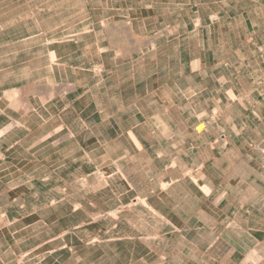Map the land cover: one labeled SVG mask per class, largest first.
I'll return each mask as SVG.
<instances>
[{
  "label": "rangeland",
  "instance_id": "374dc122",
  "mask_svg": "<svg viewBox=\"0 0 264 264\" xmlns=\"http://www.w3.org/2000/svg\"><path fill=\"white\" fill-rule=\"evenodd\" d=\"M259 2L264 0H0V90L7 89L8 142L14 145L8 168L14 188L6 205L7 232L0 233V264H93L97 245L104 249V264L110 261L106 258L114 242L128 239L106 241L105 234L97 233L96 225L105 228L107 218L86 217L90 223L72 228L81 220L63 215L67 200L86 195L95 201L100 192L109 196L112 187H96L89 179L88 187L79 190L75 178L95 172L94 157H109L99 143L108 151L114 136L133 124L127 119L134 94L130 87L137 84L136 93H142L145 85L154 89L174 81L175 70H161L176 67L182 37H189L190 45L191 37L200 40L203 57L207 51L201 48L214 39L222 43L224 35L241 33L240 19L246 14L249 20L259 17ZM128 32L140 38L129 42ZM147 38L151 51L134 50ZM222 58L217 52L216 60ZM203 61L211 63L207 56ZM135 66H151L153 72L137 73ZM95 100L102 106L85 107V101ZM75 140L79 145L74 147ZM78 146L96 152L91 151L92 162L54 169ZM257 172L259 209L253 210L249 226L259 228L253 235L259 256L249 254V261L264 264V154L259 153V171H252L251 179ZM123 189L116 186L117 192ZM254 246L249 238L248 250Z\"/></svg>",
  "mask_w": 264,
  "mask_h": 264
},
{
  "label": "crops",
  "instance_id": "0c3cea01",
  "mask_svg": "<svg viewBox=\"0 0 264 264\" xmlns=\"http://www.w3.org/2000/svg\"><path fill=\"white\" fill-rule=\"evenodd\" d=\"M240 26L241 33L226 34L222 43V39H214L201 48L207 51L203 57H208L209 65L203 64L200 40L191 37L190 45L189 37H182L177 44L176 67L161 70L167 74L175 70L174 81L158 86L159 91L145 85L142 93H136L137 84L130 87L134 94L127 119L133 124L114 136L108 151L98 145L109 157L78 146V151H69L54 166L72 170L76 162H92L91 151L96 156L95 172L80 170L83 174L75 178V184L81 190L91 179L90 184L96 187L111 185V194L98 192L95 201L86 195L67 200L63 216L81 220L72 228L90 223L83 219L86 217L107 218L106 229L102 222L96 225L97 233L105 234L106 241L128 239L108 248L107 264L259 261H249V254L259 256V240L253 236L259 234V228L249 226V221L253 210L259 209V172L254 179L251 172L259 171V153L264 154V3L259 2V17L249 20L246 14ZM124 36L132 43L140 38L132 32ZM133 48L151 51V39ZM217 52L223 55L219 61ZM136 71L151 75L153 68L138 66ZM85 102V107L102 106L96 100ZM7 108V89L1 88L0 233L7 232L6 205L9 189L14 188L8 183L9 150L14 145L8 142ZM200 124L204 126L198 131ZM73 145H79L78 141ZM108 165L112 166L107 173ZM119 185L124 186L122 192L116 191ZM88 204L94 209L88 210ZM249 238L255 246L248 250ZM94 252L93 264H104V249L97 245Z\"/></svg>",
  "mask_w": 264,
  "mask_h": 264
}]
</instances>
